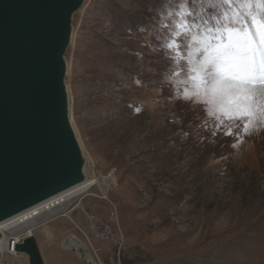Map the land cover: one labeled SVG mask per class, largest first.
Instances as JSON below:
<instances>
[{
  "label": "rangeland",
  "instance_id": "rangeland-1",
  "mask_svg": "<svg viewBox=\"0 0 264 264\" xmlns=\"http://www.w3.org/2000/svg\"><path fill=\"white\" fill-rule=\"evenodd\" d=\"M177 3L88 0L74 17L80 33L66 55L70 116L98 178L86 208L107 218L108 199L116 203L123 264H264V126L245 134L242 121L217 119L198 103L188 69L203 61V45L189 36L179 49L174 42L187 31L177 29L187 13L199 40L198 32L227 24L243 5ZM71 218L81 229L63 216L49 224L56 239L36 231L46 264H89L64 248L71 234L96 258L81 230L102 255L113 252L89 232L82 205ZM6 264L30 263L20 254Z\"/></svg>",
  "mask_w": 264,
  "mask_h": 264
},
{
  "label": "water",
  "instance_id": "water-1",
  "mask_svg": "<svg viewBox=\"0 0 264 264\" xmlns=\"http://www.w3.org/2000/svg\"><path fill=\"white\" fill-rule=\"evenodd\" d=\"M85 2L0 0V223L88 178L66 82L74 17ZM16 251L46 264L35 235Z\"/></svg>",
  "mask_w": 264,
  "mask_h": 264
},
{
  "label": "snow or ice",
  "instance_id": "snow-or-ice-1",
  "mask_svg": "<svg viewBox=\"0 0 264 264\" xmlns=\"http://www.w3.org/2000/svg\"><path fill=\"white\" fill-rule=\"evenodd\" d=\"M221 3L229 7L241 4L243 8L237 9L227 24L221 22L198 32L199 40L190 36L187 17L191 13H187L185 22L177 25V29L187 31L175 37L174 42L179 49L181 37L189 36L191 44L203 45V61L188 69L190 78L196 82V95L205 97L197 102L206 104L217 119L242 121L243 132L251 135L264 126V0H221ZM188 6L190 0H178V8ZM223 16L226 13L215 20L220 22ZM184 98L190 100L192 96L186 94ZM226 134L233 135L231 129Z\"/></svg>",
  "mask_w": 264,
  "mask_h": 264
},
{
  "label": "bare ground",
  "instance_id": "bare-ground-1",
  "mask_svg": "<svg viewBox=\"0 0 264 264\" xmlns=\"http://www.w3.org/2000/svg\"><path fill=\"white\" fill-rule=\"evenodd\" d=\"M87 3H88V0H86L85 4L82 6L80 11L82 12L84 11V7H86ZM79 33L80 32L74 26V29L72 32L71 44L76 41ZM67 63H68L67 75H68L71 70V65L69 64L68 61ZM66 82H67V79H66ZM67 88H68L69 102H70V96L72 95V91L70 90L68 85H67ZM196 96H197L196 97L197 100L204 99V96L202 94L199 96L198 95ZM70 114H71V103H70ZM73 127L76 131L74 124H73ZM76 134L84 150L82 140L78 136L77 131H76ZM86 156L88 158V168H87L88 178L85 182H83L82 184L74 188H71L70 190H68L67 192H65L64 194L56 198H53L29 211L23 212L20 215H17L13 218H10L0 223V233L2 235L0 236V264H6L7 261L15 259V257H18L20 254H24V253H20L16 251V245L22 242L21 240H23L27 236L35 235L37 230H41L46 236V238H48L49 240L54 239L55 234L52 231L53 229L51 230L49 226L50 218L56 215L58 218H61L63 216L71 218V213L78 205L76 203L77 200H79L84 195L91 194L89 192L95 185L98 184V178L94 172L93 166L91 165L87 154ZM104 178L105 180L107 179V177H104ZM12 241H14L13 242L14 247H15L14 249H12ZM63 246L66 249L75 250V252L79 256H80V250H83L89 264H96L95 263L96 258L93 256L92 252L90 251L88 244L78 235L76 234L69 235L66 238V240L63 241Z\"/></svg>",
  "mask_w": 264,
  "mask_h": 264
},
{
  "label": "built area",
  "instance_id": "built-area-1",
  "mask_svg": "<svg viewBox=\"0 0 264 264\" xmlns=\"http://www.w3.org/2000/svg\"><path fill=\"white\" fill-rule=\"evenodd\" d=\"M85 196V195H84ZM111 204V209L107 218L102 217L97 213H88L87 220L89 226V232L93 237L108 243L113 247V252L107 256L102 255L99 249H95L93 242L88 233L81 230L87 240L92 246L96 254V264H123L122 263V253L126 246V235L120 223L119 212L115 202L108 199ZM57 215L50 218V222L56 220ZM73 223L77 226L78 224L70 218ZM80 228V227H79ZM81 229V228H80ZM23 241V240H21ZM14 241H12V249H14Z\"/></svg>",
  "mask_w": 264,
  "mask_h": 264
},
{
  "label": "crops",
  "instance_id": "crops-1",
  "mask_svg": "<svg viewBox=\"0 0 264 264\" xmlns=\"http://www.w3.org/2000/svg\"><path fill=\"white\" fill-rule=\"evenodd\" d=\"M87 196H88V195L81 197V198H80L79 200H77V202H76V203L78 204V205L76 206V208H78V206L82 205V206L84 207V210H85L86 214L89 213V210H92V209H90L91 206L88 204L89 202L86 200V199H87ZM87 206L89 207V210L86 208ZM76 208H75V209H76ZM75 209H74V210H75ZM74 210H73V211H74Z\"/></svg>",
  "mask_w": 264,
  "mask_h": 264
}]
</instances>
